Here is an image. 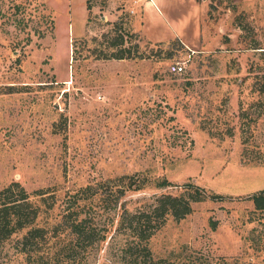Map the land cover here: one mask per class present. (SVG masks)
I'll return each instance as SVG.
<instances>
[{"label": "rangeland", "instance_id": "rangeland-1", "mask_svg": "<svg viewBox=\"0 0 264 264\" xmlns=\"http://www.w3.org/2000/svg\"><path fill=\"white\" fill-rule=\"evenodd\" d=\"M95 1L83 21L77 0H0V188L18 180L45 197L37 255L17 248L24 227L0 242V264H264V208L247 196L264 187V0H208L201 42L139 36L146 55L132 57L100 56L116 31ZM132 172L147 184L118 197ZM188 179L230 195L193 201L145 242L117 228L122 205ZM68 203L105 235L85 246L55 228Z\"/></svg>", "mask_w": 264, "mask_h": 264}, {"label": "trees", "instance_id": "trees-1", "mask_svg": "<svg viewBox=\"0 0 264 264\" xmlns=\"http://www.w3.org/2000/svg\"><path fill=\"white\" fill-rule=\"evenodd\" d=\"M208 5L211 6V3ZM119 25L120 22L115 21L113 29L116 31V34L107 43H103L100 40L99 47L101 51H104L100 56L132 57L146 55L144 50H140L137 38L139 34L132 31L130 34L134 35L137 39L131 42V39L124 38V35L117 31ZM102 36L106 37L107 34L103 32ZM125 40H129L130 44H125ZM108 47L111 48L107 52L105 49H108ZM117 177L124 181L127 179L126 182L115 184L117 185L115 188L118 197L126 189L141 188L148 182V179L139 172L123 173ZM111 179L105 178L97 182V187L100 189L99 192L104 193L100 197L104 200H108L107 195L110 194L108 193L110 189L107 185ZM149 181L158 186L173 183L165 176H154ZM177 185L179 186L177 192L160 191L159 193H155L151 201L144 202L135 208H128L122 205L116 221L117 228L126 230L128 234L133 235L132 239L137 238L136 242H145L148 236L161 226L169 215L179 218L191 211L193 201L207 197L221 199L230 195L208 189L189 179ZM91 187L92 184L89 183L83 186L82 189L88 190ZM109 187H112V185ZM94 191L97 192V188ZM42 193L43 191L40 188L33 191L27 190L18 180H11L0 188V242L10 237L12 233L25 227L21 234L16 237L17 248L28 255H31L33 251V255H37V243L40 238L45 237V227L35 222L41 208V203L45 199ZM32 194L39 195V197L33 198ZM247 196L252 198L255 207L264 208V187L248 193ZM100 213L102 215L103 212ZM213 223L214 221H212V225H214ZM106 226L107 224L103 227L106 228ZM54 227L65 228L69 236H71L70 240L75 238L77 242H84L85 246L92 244L95 240L97 241L101 236L105 235L104 232L100 233V230H98L100 227L98 221L95 220V216L90 211L83 210L82 206L70 207V203L64 206L62 214L54 224ZM144 242L142 247L147 248ZM130 245L131 241H128L125 247H129Z\"/></svg>", "mask_w": 264, "mask_h": 264}, {"label": "crops", "instance_id": "crops-1", "mask_svg": "<svg viewBox=\"0 0 264 264\" xmlns=\"http://www.w3.org/2000/svg\"><path fill=\"white\" fill-rule=\"evenodd\" d=\"M86 1L77 0L82 4L83 21L89 9ZM91 8L101 11L105 20L116 21L122 14L130 30L144 38L178 37L186 45L195 46L203 40L208 0H103L95 1Z\"/></svg>", "mask_w": 264, "mask_h": 264}, {"label": "built area", "instance_id": "built-area-1", "mask_svg": "<svg viewBox=\"0 0 264 264\" xmlns=\"http://www.w3.org/2000/svg\"><path fill=\"white\" fill-rule=\"evenodd\" d=\"M184 60H176L175 61V64H173V68L176 70V71H182L184 69Z\"/></svg>", "mask_w": 264, "mask_h": 264}]
</instances>
